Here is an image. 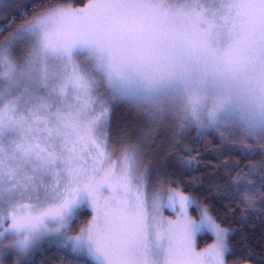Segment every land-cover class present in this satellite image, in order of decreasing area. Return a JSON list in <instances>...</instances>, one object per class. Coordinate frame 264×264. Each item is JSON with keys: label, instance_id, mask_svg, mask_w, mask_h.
<instances>
[{"label": "snow or ice", "instance_id": "obj_1", "mask_svg": "<svg viewBox=\"0 0 264 264\" xmlns=\"http://www.w3.org/2000/svg\"><path fill=\"white\" fill-rule=\"evenodd\" d=\"M125 3L53 4L28 20L20 11L25 5L16 0L0 3V33L15 26L12 38L26 33L37 40L29 65L58 62L50 74L24 85L20 95L9 93L0 103V264H37L35 256L45 237L67 251L69 264H229L233 229L225 228L206 203L179 188L168 187L166 203L160 196V178L168 174L163 166H145L144 160L162 150L156 140L168 132L160 130L145 107L146 98L103 93L73 57L82 46H109L112 34L120 31L116 10ZM232 8L241 10L246 24L264 40V0H232L229 12ZM221 20L215 10L211 18L201 11L199 22L208 25L204 39L215 43L218 34H239L237 26L229 28L228 20ZM118 104L129 106L142 125L114 131L112 114ZM223 107L219 104L208 118L221 138L229 127L218 120ZM238 119L251 128L252 138L264 150V127L244 113ZM197 125L205 127L193 110L179 135L172 130L168 147L181 148L184 132ZM188 151L181 148L176 167L188 170L196 163L183 155ZM259 170V211L264 217V161ZM251 174H238L223 191L255 212L256 185L247 179ZM165 207L175 219L163 215ZM85 210L91 215L82 219ZM202 231L211 233L212 242L198 249Z\"/></svg>", "mask_w": 264, "mask_h": 264}, {"label": "rangeland", "instance_id": "obj_2", "mask_svg": "<svg viewBox=\"0 0 264 264\" xmlns=\"http://www.w3.org/2000/svg\"><path fill=\"white\" fill-rule=\"evenodd\" d=\"M4 2L6 0H0ZM231 2L126 0L125 5L116 10V15L119 28H129L124 31L132 37H125V42L119 33L112 34L109 46H82L74 51L73 57L80 69L93 77L100 91L107 95L118 96L114 82L125 81L137 98H146L145 107L152 112L158 125L184 127L192 120L193 110L204 125L208 123L209 114L224 103L218 112L220 121L244 113L264 127V40L246 24L247 17L241 10L232 8L229 12ZM54 4L77 7L71 2ZM51 5L25 20L43 13ZM202 10L208 18L215 10L217 21L226 18L228 27L237 26L239 34H218L215 43L204 39L208 25L199 22ZM241 25L245 27L240 29ZM15 32L14 26L0 39V103L9 93L20 95L24 85L39 81L45 73L50 74L51 66L58 63L50 59L48 67L41 63L30 66L28 61L37 40L26 33L12 38ZM230 105L236 109L233 111ZM188 130L200 132L202 128L197 125ZM168 187L179 188L163 180L160 196L165 203ZM162 212L165 217L175 219L167 207ZM189 214L198 218L191 209ZM90 215L85 210L81 218L87 219ZM204 234L211 235L207 231L198 233V249L212 242L210 239L199 245L198 237ZM53 239L45 237L41 245Z\"/></svg>", "mask_w": 264, "mask_h": 264}, {"label": "trees", "instance_id": "obj_3", "mask_svg": "<svg viewBox=\"0 0 264 264\" xmlns=\"http://www.w3.org/2000/svg\"><path fill=\"white\" fill-rule=\"evenodd\" d=\"M88 0H18L26 7L20 9L25 12L24 19L37 12L40 9L47 8L48 5L68 2L79 7L84 5ZM43 5V8L40 7ZM19 22V21H17ZM10 29L0 33V39L7 34ZM180 78V77H179ZM182 79V78H181ZM123 80L114 82V87L118 94L121 92L132 93L128 85ZM140 87V86H139ZM138 89V87H137ZM234 111L236 106L230 105ZM231 109H229L231 111ZM236 112V111H235ZM239 116L230 115L223 122L229 119L230 123H226L229 127L221 138L218 132L213 130L207 123L205 127H201L202 131L191 132L186 130L183 134L181 148H187L189 151L183 155L191 156L196 160L190 169L176 167V156L181 153V148L168 147L171 141L172 130L177 135L184 127L167 126L164 123L159 125L161 131L168 132L161 135L157 140V146H162V150L149 155L145 160V166H151L154 169H160L163 166V172L167 176L160 179L168 184L169 181L175 180L176 183L170 184L179 186L185 193L194 196L202 204L206 203L212 212L223 220L225 228L233 229L230 243L232 248V256L229 257V264H260V260L264 257V217H261L259 211L260 196V170L259 165L264 161V150L255 143L251 135L250 127L239 121ZM221 117L218 116L220 121ZM113 130L127 126L130 130H134L142 125V121L136 116L135 112L127 105L118 104L112 114ZM167 157V159H165ZM239 165V167H237ZM252 174L247 177L256 185L254 198L256 199V211H246L243 204L228 198L223 189L227 188V184L240 173ZM231 172V175H229ZM192 183H189V182ZM218 185L222 191L217 192ZM85 212V211H84ZM191 213L196 215V211L191 209ZM247 215L246 221L242 217ZM211 235H199L198 244L203 245L209 241ZM37 264L41 261L44 264H69L71 259L67 251L60 248L53 242L40 245L35 256ZM93 264L95 262L93 261Z\"/></svg>", "mask_w": 264, "mask_h": 264}, {"label": "flooded vegetation", "instance_id": "obj_4", "mask_svg": "<svg viewBox=\"0 0 264 264\" xmlns=\"http://www.w3.org/2000/svg\"><path fill=\"white\" fill-rule=\"evenodd\" d=\"M120 29V31L118 32L119 33V35L121 36V38H123L124 39V41L126 42V38L125 37H129V36H131V35H129L127 32H125L124 30H128L129 28H124V29H121V28H119ZM132 37V36H131Z\"/></svg>", "mask_w": 264, "mask_h": 264}]
</instances>
